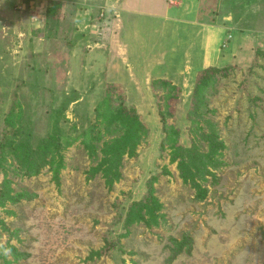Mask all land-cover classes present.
I'll return each instance as SVG.
<instances>
[{"label": "rangeland", "instance_id": "1", "mask_svg": "<svg viewBox=\"0 0 264 264\" xmlns=\"http://www.w3.org/2000/svg\"><path fill=\"white\" fill-rule=\"evenodd\" d=\"M159 4L0 0V264H264V0L184 1L225 38L196 116Z\"/></svg>", "mask_w": 264, "mask_h": 264}, {"label": "crops", "instance_id": "2", "mask_svg": "<svg viewBox=\"0 0 264 264\" xmlns=\"http://www.w3.org/2000/svg\"><path fill=\"white\" fill-rule=\"evenodd\" d=\"M156 1L160 3V6L156 11L161 8L160 13L156 16L161 20H164L162 23H164L163 25L165 27L171 25L172 34H175L176 36L174 42L172 43V47H169L167 54L170 53L172 49L175 50L179 44L177 51H181V55L184 56L185 62H187L188 66H190L186 67H188L191 72H197L201 69L208 68L209 66H214L215 62L218 60L217 52L225 39L222 35L221 29L218 26L214 27L204 24V22L198 19L197 13H191L186 9H182L184 1L185 6L188 5L186 4L187 0H179L178 4L173 6L166 4L165 0H151V3H155ZM188 18H191V20H187ZM193 21L195 23H193ZM179 26H182L181 30H178ZM183 31L190 33V38L184 42H182L178 37V33ZM182 43H184V45L181 47ZM211 50L213 53H211ZM208 58H210V60ZM180 65H183V62L180 63Z\"/></svg>", "mask_w": 264, "mask_h": 264}, {"label": "trees", "instance_id": "3", "mask_svg": "<svg viewBox=\"0 0 264 264\" xmlns=\"http://www.w3.org/2000/svg\"><path fill=\"white\" fill-rule=\"evenodd\" d=\"M216 66H211L208 68H204L198 71L196 76V81L194 85V90L191 98V104L190 107H192V112H194V115H197V111L199 108L205 106L204 100L206 99V90L213 82L212 76L217 72ZM171 87H175L174 85H170ZM177 91V90H176ZM161 117L160 120L162 123L164 121ZM165 125V124H164ZM203 136V135H202ZM208 142H210V153L202 154L197 147H193L191 149H186V146H178L177 156L181 157V162L184 164V168L181 171L182 177L188 180H192V188L196 191V197L198 200H201L204 197V193L206 192L205 189L201 187L200 184L196 182L195 178H202L207 174H210L207 167L213 165V167H216L213 155L215 151L220 149L221 143L215 142V136H205L202 137ZM219 145V146H217ZM185 147V148H184ZM208 164V165H207ZM181 165V163H180ZM185 240L187 242V254H190L191 252V240L189 237H185ZM190 245V246H189ZM182 245H179L173 252L174 255H172L167 263H170L173 261L174 258H176V255L181 251L180 247ZM28 255H25V258H27Z\"/></svg>", "mask_w": 264, "mask_h": 264}, {"label": "clouds", "instance_id": "4", "mask_svg": "<svg viewBox=\"0 0 264 264\" xmlns=\"http://www.w3.org/2000/svg\"><path fill=\"white\" fill-rule=\"evenodd\" d=\"M11 254L10 248L0 247V255L2 256H8Z\"/></svg>", "mask_w": 264, "mask_h": 264}, {"label": "built area", "instance_id": "5", "mask_svg": "<svg viewBox=\"0 0 264 264\" xmlns=\"http://www.w3.org/2000/svg\"><path fill=\"white\" fill-rule=\"evenodd\" d=\"M224 44H225V43H224ZM224 44H223V45H224Z\"/></svg>", "mask_w": 264, "mask_h": 264}]
</instances>
